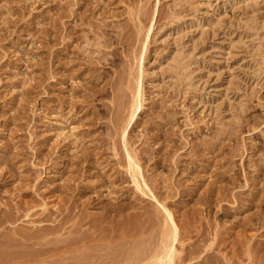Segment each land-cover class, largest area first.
<instances>
[{
  "label": "rangeland",
  "instance_id": "rangeland-1",
  "mask_svg": "<svg viewBox=\"0 0 264 264\" xmlns=\"http://www.w3.org/2000/svg\"><path fill=\"white\" fill-rule=\"evenodd\" d=\"M161 206L264 264V0H0V264H151Z\"/></svg>",
  "mask_w": 264,
  "mask_h": 264
},
{
  "label": "bare ground",
  "instance_id": "bare-ground-1",
  "mask_svg": "<svg viewBox=\"0 0 264 264\" xmlns=\"http://www.w3.org/2000/svg\"><path fill=\"white\" fill-rule=\"evenodd\" d=\"M66 48V47H65ZM54 57V56H53ZM52 57V58H53ZM53 63V62H52ZM53 65V64H52ZM81 73H84L83 71ZM141 84V83H140ZM138 89V88H137ZM136 96H135V103L132 106V111L130 113V123H132V121H135V119L138 117V113L141 110L142 107V102H141V98H142V92H141V86L139 85V89L136 90ZM92 94V93H91ZM95 94V93H94ZM90 96V95H89ZM93 96V95H92ZM91 98V97H90ZM73 107V106H72ZM75 109V108H74ZM73 110V108H72ZM131 110V109H130ZM118 119V118H117ZM119 123H117L118 125ZM130 125V124H129ZM127 126V125H126ZM124 133L126 135V128H123ZM116 131V130H115ZM114 131V132H115ZM117 134V133H116ZM114 135V134H113ZM122 136L123 140H124V136ZM120 137V136H119ZM212 150V148H209ZM210 152V151H209ZM130 154V153H129ZM128 156V155H127ZM134 161V160H133ZM127 165L132 166V157H130V155L128 156V160H127ZM76 163V161H75ZM84 163V162H83ZM79 164V162H78ZM81 166V165H80ZM137 167V166H136ZM138 168V167H137ZM82 169V168H81ZM129 169V168H128ZM140 170V168H139ZM138 171V169H137ZM130 172V171H129ZM138 172H141L138 171ZM140 178V177H139ZM137 185V184H136ZM146 187V186H145ZM46 203V202H45ZM47 204V203H46ZM54 207V206H53ZM56 207V206H55ZM162 207V206H161ZM163 208V207H162ZM165 210L166 216H167V222L169 225V231L166 234V238L162 243L161 249L159 251L156 252L155 255H153V261L151 262V264H174L178 258H180L179 256L182 254V249L179 247L181 246V242L179 239V235H180V228L179 225L175 222L177 220H174L173 215H172V211L170 212L168 209L163 208ZM8 215V214H7ZM176 219V218H175ZM179 222V221H178ZM2 224V223H1ZM258 225V224H257ZM260 225V224H259ZM58 230V229H57ZM50 231V230H49ZM60 231V230H58ZM45 232V230H44ZM51 232V231H50ZM26 240V239H25ZM53 240V239H51ZM27 241V240H26ZM62 243V242H61ZM183 243V242H182ZM185 243V242H184ZM184 247V246H181ZM186 247V246H185ZM184 247V250L186 249ZM180 248V249H179ZM184 254V252H183ZM183 257V255H182Z\"/></svg>",
  "mask_w": 264,
  "mask_h": 264
}]
</instances>
